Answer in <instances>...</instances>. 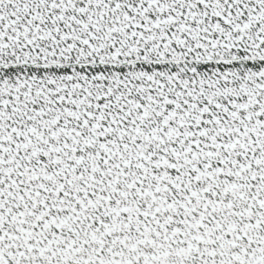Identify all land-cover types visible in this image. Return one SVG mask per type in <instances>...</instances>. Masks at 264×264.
<instances>
[{
  "label": "snow or ice",
  "instance_id": "obj_1",
  "mask_svg": "<svg viewBox=\"0 0 264 264\" xmlns=\"http://www.w3.org/2000/svg\"><path fill=\"white\" fill-rule=\"evenodd\" d=\"M0 264H264V0H0Z\"/></svg>",
  "mask_w": 264,
  "mask_h": 264
}]
</instances>
